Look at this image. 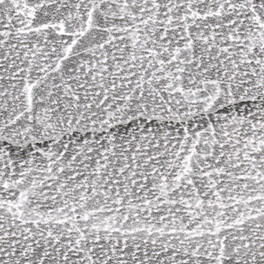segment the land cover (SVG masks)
I'll use <instances>...</instances> for the list:
<instances>
[{"label": "snow or ice", "instance_id": "6c2138e0", "mask_svg": "<svg viewBox=\"0 0 264 264\" xmlns=\"http://www.w3.org/2000/svg\"><path fill=\"white\" fill-rule=\"evenodd\" d=\"M0 264H264V0H0Z\"/></svg>", "mask_w": 264, "mask_h": 264}]
</instances>
